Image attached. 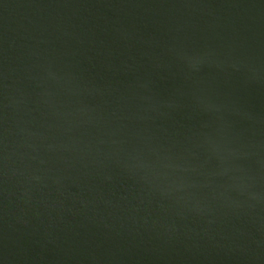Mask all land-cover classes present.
Segmentation results:
<instances>
[{
  "label": "water",
  "instance_id": "water-1",
  "mask_svg": "<svg viewBox=\"0 0 264 264\" xmlns=\"http://www.w3.org/2000/svg\"><path fill=\"white\" fill-rule=\"evenodd\" d=\"M0 264H264V0H0Z\"/></svg>",
  "mask_w": 264,
  "mask_h": 264
}]
</instances>
